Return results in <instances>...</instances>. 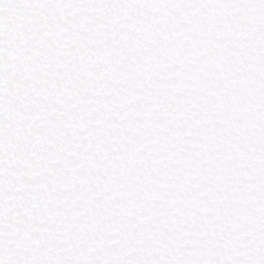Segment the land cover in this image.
Returning <instances> with one entry per match:
<instances>
[{"label": "snow or ice", "instance_id": "snow-or-ice-1", "mask_svg": "<svg viewBox=\"0 0 264 264\" xmlns=\"http://www.w3.org/2000/svg\"><path fill=\"white\" fill-rule=\"evenodd\" d=\"M0 264H264V0H0Z\"/></svg>", "mask_w": 264, "mask_h": 264}]
</instances>
